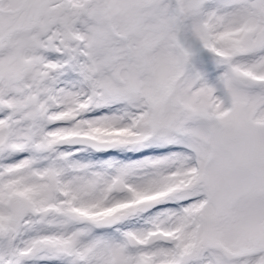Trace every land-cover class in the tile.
Returning <instances> with one entry per match:
<instances>
[{
  "label": "snow or ice",
  "instance_id": "obj_1",
  "mask_svg": "<svg viewBox=\"0 0 264 264\" xmlns=\"http://www.w3.org/2000/svg\"><path fill=\"white\" fill-rule=\"evenodd\" d=\"M0 264H264V0H0Z\"/></svg>",
  "mask_w": 264,
  "mask_h": 264
}]
</instances>
